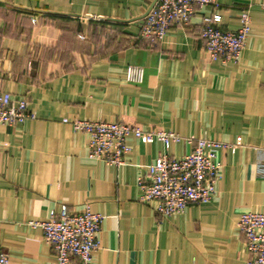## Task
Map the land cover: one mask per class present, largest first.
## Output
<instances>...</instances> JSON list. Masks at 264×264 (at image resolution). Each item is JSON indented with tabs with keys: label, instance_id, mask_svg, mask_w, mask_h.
<instances>
[{
	"label": "crops",
	"instance_id": "crops-1",
	"mask_svg": "<svg viewBox=\"0 0 264 264\" xmlns=\"http://www.w3.org/2000/svg\"><path fill=\"white\" fill-rule=\"evenodd\" d=\"M154 0H0V94L35 118L0 124V250L9 264H56L42 230L50 211L85 205L103 222L93 264H247L237 223L264 207V0H216L221 29L251 21L237 63L211 60L200 37L209 6L161 43L140 36ZM122 37V41L121 38ZM121 41V42H120ZM143 70L139 84L126 69ZM74 120L117 122L219 143L211 202L162 218L137 201V178L164 151L130 136L124 163L88 157ZM190 147L170 144L180 158ZM74 264H79L73 259Z\"/></svg>",
	"mask_w": 264,
	"mask_h": 264
},
{
	"label": "built area",
	"instance_id": "built-area-1",
	"mask_svg": "<svg viewBox=\"0 0 264 264\" xmlns=\"http://www.w3.org/2000/svg\"><path fill=\"white\" fill-rule=\"evenodd\" d=\"M209 6L212 13L202 19L200 37L204 41L207 56L222 63H237L251 30L247 11L239 16L235 31L222 30L221 16L216 12V0H156L142 19L140 36L150 44L161 43L166 33L174 26L186 27L196 7ZM143 70L138 66L126 69V81L139 84ZM25 99H13L9 94H0V124L14 126L16 123L34 119ZM75 132L88 139V157L119 167L131 149L126 144L128 137L144 143H161L163 152L148 166L145 174L137 178V201L151 207L160 217L166 218L182 213L189 205L206 204L212 201L215 185L221 179V167L217 162L220 144L209 139L183 138L171 131L141 129L117 122H93L74 120ZM184 142L190 147L180 158L170 157V144ZM257 173L264 178V157L257 164ZM103 217L93 213L88 205L80 211L70 212L61 206L58 213L49 212L48 219L29 223L42 230L43 238L56 257V264H93L94 253L99 249L97 235ZM249 254L247 264H264V207L241 215L237 223ZM0 264H9L8 255L0 250Z\"/></svg>",
	"mask_w": 264,
	"mask_h": 264
},
{
	"label": "water",
	"instance_id": "water-1",
	"mask_svg": "<svg viewBox=\"0 0 264 264\" xmlns=\"http://www.w3.org/2000/svg\"><path fill=\"white\" fill-rule=\"evenodd\" d=\"M156 2V0L153 1V3L151 4V6L149 7V9L146 11V13L144 15H142L141 17H139L138 19H135V21H140L142 22V19L144 18V16L149 12V10L151 9V7L153 6V4Z\"/></svg>",
	"mask_w": 264,
	"mask_h": 264
},
{
	"label": "trees",
	"instance_id": "trees-1",
	"mask_svg": "<svg viewBox=\"0 0 264 264\" xmlns=\"http://www.w3.org/2000/svg\"><path fill=\"white\" fill-rule=\"evenodd\" d=\"M120 39H121V41H122V37H121ZM121 41H120V42H121ZM149 45H152V44L149 43ZM152 46H153V45H152Z\"/></svg>",
	"mask_w": 264,
	"mask_h": 264
}]
</instances>
